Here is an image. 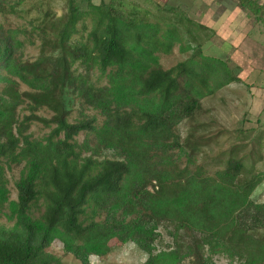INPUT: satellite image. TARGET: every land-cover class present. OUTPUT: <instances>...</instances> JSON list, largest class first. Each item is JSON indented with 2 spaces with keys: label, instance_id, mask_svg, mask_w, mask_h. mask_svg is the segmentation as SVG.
Wrapping results in <instances>:
<instances>
[{
  "label": "trees",
  "instance_id": "16d2710c",
  "mask_svg": "<svg viewBox=\"0 0 264 264\" xmlns=\"http://www.w3.org/2000/svg\"><path fill=\"white\" fill-rule=\"evenodd\" d=\"M77 1L30 31L0 29V214L14 221L0 228V264H59L46 252L55 239L80 264L109 254L113 239L136 246L146 264H212L214 256L264 264V203L251 199L262 177L239 181L236 160L212 176L191 169L193 157L175 131L201 99L240 80L223 62L201 57L199 46L163 70L155 54L171 51L174 31L159 36V26L135 12L124 15L102 0H84L83 10ZM238 5L255 15L263 10L253 0ZM35 37L39 55L24 62L22 49ZM93 70L105 85L93 83ZM69 94L100 114L101 124L94 116L69 123ZM20 106L28 115L19 120ZM42 108L50 119L35 114ZM32 122L54 127L38 140L27 134ZM104 151L113 157L103 159ZM12 165H22L15 201L5 178ZM37 205L43 212L34 218ZM162 234L170 242L159 248Z\"/></svg>",
  "mask_w": 264,
  "mask_h": 264
},
{
  "label": "rangeland",
  "instance_id": "374dc122",
  "mask_svg": "<svg viewBox=\"0 0 264 264\" xmlns=\"http://www.w3.org/2000/svg\"><path fill=\"white\" fill-rule=\"evenodd\" d=\"M68 1L0 0V29L30 31L44 16H47L46 21H56L65 12ZM100 1L91 0V3L98 5ZM102 1L111 3L124 15L135 12L140 22L157 24L160 28L159 36L168 29L174 31L171 35V51L168 54H155L163 70L185 61L199 46L201 57L223 62L227 71L240 80L201 99L199 108L190 118L183 120L175 131L184 151L193 157L191 169L199 168L204 174L212 176L216 171L224 169L230 160L239 161L242 165L239 181L243 182L254 175L262 177L251 199L264 203V0L260 1L263 4L260 15L239 6L238 0ZM77 5L83 10L86 8L84 0H78ZM9 8H13L14 12L11 13ZM86 26L90 28L89 20H86ZM82 34L85 36V33ZM39 43L35 37L33 45L26 44L22 49L21 60L34 62L39 55ZM91 73L93 83L105 85L106 80L104 76H99V71L93 70ZM0 74L4 75V72L0 70ZM212 84L213 82L210 83ZM2 87L0 82V91ZM19 90L24 92L29 89L20 84ZM69 102L66 108L69 123L94 116L96 125L101 124L103 118L96 111L81 107L75 97L69 98ZM35 114L47 120L52 116V112L46 108ZM26 115L28 112L23 106L17 108L19 120ZM53 127V124L47 127L40 122H32L27 134L41 140ZM75 140L82 143L85 140L84 134H79ZM177 153L178 150L174 152ZM112 154L111 151H104L101 157L111 159ZM89 155L93 157L91 152L84 153V156ZM101 157L97 158L102 159ZM185 165L186 155H181L179 167L183 168ZM21 169L22 165H12L5 170L10 201L17 198L14 182L19 178ZM42 212L43 207L37 205L31 214L37 218ZM13 222L4 213L0 214V228L10 229ZM162 236L165 238L157 243L159 248L170 242L166 235ZM108 245L112 251L103 257L91 255L89 264H146L147 256L133 244H121L113 239ZM46 252L57 259L59 264H80L64 251L58 239L51 242ZM212 264L229 263L222 256H214Z\"/></svg>",
  "mask_w": 264,
  "mask_h": 264
},
{
  "label": "crops",
  "instance_id": "0c3cea01",
  "mask_svg": "<svg viewBox=\"0 0 264 264\" xmlns=\"http://www.w3.org/2000/svg\"><path fill=\"white\" fill-rule=\"evenodd\" d=\"M253 1L256 2L259 6L263 7V4L260 2L261 0H258L259 2L257 0H253Z\"/></svg>",
  "mask_w": 264,
  "mask_h": 264
}]
</instances>
